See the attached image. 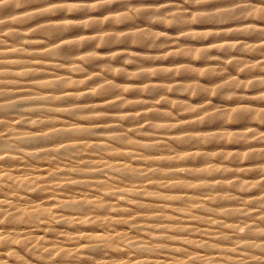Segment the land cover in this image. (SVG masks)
<instances>
[{"label": "bare ground", "instance_id": "bare-ground-1", "mask_svg": "<svg viewBox=\"0 0 264 264\" xmlns=\"http://www.w3.org/2000/svg\"><path fill=\"white\" fill-rule=\"evenodd\" d=\"M236 1L240 7L248 6L247 0ZM158 4L159 11H172L175 5L172 1ZM209 4L205 10H215ZM0 5L2 14L7 7ZM72 8L82 14L85 9ZM237 16L235 11H223L214 14L213 20L240 26ZM259 17L264 20V14ZM114 20L127 21L129 16ZM99 22L93 19L87 25L95 27ZM47 26L45 31L55 39L48 40L44 49L36 48L38 54L63 60L45 59L25 66L29 75L41 80L28 85L16 86L0 78V264H264V127L248 122L264 123V109L254 102L256 98L219 91L218 105L202 99L194 106L184 99L177 108L188 109L193 120H176L173 111L153 102L164 89L156 84L149 89V102L134 105L151 108L153 116L170 121L158 125L159 133L140 128L139 135H149L131 136L122 123L97 121L111 118L110 114L95 115L124 102L121 88L107 87L105 91L116 92L115 99L96 103L94 98L102 90H88L87 85L110 78L75 74L84 70L85 61L98 64L105 59L79 56L82 51H75L92 39L71 40L77 37L76 26L68 18ZM241 26L240 31L222 27L218 33L245 31L254 41L252 50L264 48L255 30ZM124 30L123 39L110 35L104 42L113 45L129 39L152 48L164 44L148 28L131 23ZM195 37H201L200 33L184 34V38ZM10 48L23 52L16 46L5 47L0 64L11 58ZM231 48L230 44L219 46L224 53ZM161 52L153 51L145 58H159ZM189 53L205 59L204 51ZM256 59L254 67L264 62ZM60 68L65 75L54 76ZM259 83L264 85V79ZM172 88L182 87L173 84ZM214 108L215 115L205 120V111ZM236 108L240 113L233 125L225 114ZM27 112L40 118L42 131H25L30 129L23 119ZM75 116L85 120L79 122ZM138 117L127 114L129 126ZM205 122L212 126L199 128ZM55 164L62 167L54 170Z\"/></svg>", "mask_w": 264, "mask_h": 264}, {"label": "rangeland", "instance_id": "rangeland-1", "mask_svg": "<svg viewBox=\"0 0 264 264\" xmlns=\"http://www.w3.org/2000/svg\"><path fill=\"white\" fill-rule=\"evenodd\" d=\"M116 1L118 2V0ZM124 1H128V3L125 5L120 3V5L108 4L110 0H0V4L7 7V10L0 14V52L5 47L11 46L23 49L22 53L9 49L11 58L3 60L4 63L0 64L3 67L0 68V78L6 77L16 86L41 81L37 76L29 75L27 73L28 68L25 66L34 62H46L47 59L63 60L60 56L51 57L38 54L39 50L36 48L44 49L48 40L55 39L45 31V28L48 27L47 24H61L68 18L76 26L74 33L77 37L71 40L92 39L87 45L76 47L75 51H82L79 56L97 55L98 57H105L101 62H97L98 64L85 61L82 64L84 70L81 73L75 72L76 75L101 74L110 78L107 82L100 81L93 83V85H87L88 90H102L101 94L95 96L94 101L104 103L115 99L113 95L116 92L111 93L104 90L109 86H117V88H121L119 90H122L121 98H124V102L120 106L95 113V115H111V118L97 119L101 124L110 120L109 124L122 123L124 129L129 130L131 136L134 137L149 135L146 134L147 132L139 135L136 130L140 128H147L152 131L151 133H159L162 129L158 125H165L170 119L165 118V116L157 118L151 114V108L134 105L136 102H149L151 99L149 89H152V86L156 84H163L162 88L164 89L160 92L161 96L153 102L159 105V108L173 111L172 117L176 120H179V117H183L184 120H193L191 118L192 113L188 109L177 108L184 99L194 106L197 105L195 102H200L202 99H205V102L211 101V103L218 105L222 101L218 94L219 91H234L240 96L255 97L254 102L262 105V109H264V85L259 83L260 79H264V62L260 66L254 67L257 65L255 62L258 59L256 58L264 59V48L252 50L254 41L250 37L251 33L245 31L236 34L227 33L226 36H220L218 33L219 28L222 27L240 31L241 25H244L246 26L243 27L244 29L255 30L256 34L260 35L264 41V31H260L264 30V20L259 17L264 14V0H247V4H245L248 6L242 7L236 0H229L228 2L224 0ZM162 1L174 2L173 10L159 11L157 7L161 5L158 3ZM209 3L214 5L215 10H205L206 7L210 6ZM73 5L84 6L83 14L76 12L72 8ZM22 10L27 11L20 12ZM140 11L147 13L148 16H146L147 14L141 15ZM223 11L237 12L241 25L237 23L240 25L237 26L235 22L213 20L214 14ZM126 14L129 16V20L113 21L117 16ZM85 15L87 17H84ZM198 16L203 18L201 22L197 20ZM62 18L66 19L63 20ZM93 19L99 20V24L95 27L87 25V21ZM159 19H161L160 22ZM110 20L112 24L108 25ZM163 20L165 22L161 23ZM171 20L176 22L175 25H171ZM3 21L10 22L4 23ZM131 23L142 28H148V31L154 33L155 39L164 42V44L159 48H152L139 46L135 41L129 39H126L127 42H120L119 40L113 45H107L104 42L105 38L110 35L116 39L121 37L123 39V32H126L124 29ZM188 31L200 33L201 37L184 38V34ZM165 35L169 39L166 40ZM173 38L177 41L168 42ZM224 44L232 46L230 52L224 53L219 49V46ZM242 44L245 46H241ZM194 49L204 51L205 59L189 53ZM111 50L114 51L110 52ZM153 51H162L160 57L145 58L146 55H153ZM119 52H125L123 57L116 56ZM62 68L59 69L58 73L53 72L52 74L59 77L58 74L64 72ZM145 72L147 73L145 74ZM138 74L142 76H136ZM173 84H179L182 88L175 91L173 90L174 87L172 88ZM229 100L234 103V100ZM37 102L39 101H34V103ZM216 112V108L205 111V120L208 116L215 115ZM130 113L139 115L135 121L131 122L133 123L131 126L126 119V115ZM239 113L240 109L236 108L232 113L227 112L225 116L228 118V122L237 125L234 119ZM64 116L69 117L65 113ZM75 118L79 122L85 120L81 117L75 116ZM23 119L30 127V129H25L26 132L33 133L44 129L38 121L40 118L34 114L27 112ZM69 122L71 121L69 120ZM248 122L255 127H264V123L257 120ZM211 126L210 123L205 122L199 128H210ZM61 167L62 164H55L51 168L57 170ZM67 199L69 198L65 200ZM205 213L207 212L204 211ZM239 229L241 231L246 230L243 227Z\"/></svg>", "mask_w": 264, "mask_h": 264}]
</instances>
